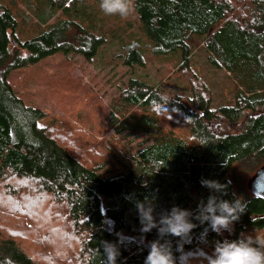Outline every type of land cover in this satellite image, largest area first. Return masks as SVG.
I'll return each instance as SVG.
<instances>
[{"label": "trees", "instance_id": "1", "mask_svg": "<svg viewBox=\"0 0 264 264\" xmlns=\"http://www.w3.org/2000/svg\"><path fill=\"white\" fill-rule=\"evenodd\" d=\"M45 2L39 13L55 23L23 39L13 9L21 7L0 3V264H106L105 242L118 247L116 264H143L157 231H140L138 203L152 204L154 215L172 206L194 211L210 194L202 178L224 184L236 164L264 165V0H135L130 15L143 37L157 53L179 52L176 71L190 93L183 98L128 79L113 101L109 129L140 140L118 173L109 168L111 145L89 140L67 120H47L8 83L12 70L56 52L91 63L105 47L97 29L108 17L92 9L100 0H57L49 13ZM128 17L124 24L133 26ZM195 37L240 86L234 105L209 106L212 92L191 70ZM138 40L124 55L131 69L145 66L133 47ZM222 119L232 127L242 122L222 132ZM227 193L224 199L245 205L233 233L202 237L205 224L189 242L168 237L176 264H201L215 241L264 230V200L240 197L231 181Z\"/></svg>", "mask_w": 264, "mask_h": 264}, {"label": "rangeland", "instance_id": "2", "mask_svg": "<svg viewBox=\"0 0 264 264\" xmlns=\"http://www.w3.org/2000/svg\"><path fill=\"white\" fill-rule=\"evenodd\" d=\"M45 1L0 0L4 5L13 6L14 3L15 6L17 3L21 7L13 8L17 19L18 38L32 37L45 25L55 23L54 20L48 22V16L39 13ZM56 1L50 0V7L46 9L48 13L57 8ZM92 9L96 10L99 16H106L100 11L99 5ZM91 13L94 14V11H90ZM107 17V23L97 29V33L106 38V44L93 62L88 63L78 54L66 56L62 52H56L36 64L12 70L8 83L25 105L42 110L47 120H67L84 131L89 140H102L105 145H111L109 168L113 173H118L130 165V145H136L140 140L132 136L114 134V131L109 129L113 101L120 95L128 79H140L183 98L190 92L188 85L176 71L179 52L157 53L150 41L143 37L133 15L128 17V20L133 22L130 27L124 24L127 18ZM75 30L72 28L69 31L74 33ZM136 39H139L137 46L133 47L140 51L145 66L131 69L123 65L124 55L130 51L129 44ZM193 40L191 70L210 88L212 100L209 106L212 110H217L219 107L234 105L235 95L240 89L237 81L230 77L225 68L217 66L203 46L201 38L195 37ZM241 122L242 119L232 127L222 119L219 130L236 131ZM82 137L85 138V135L82 134ZM262 165L263 163L247 162L232 167L228 178L236 194L240 197L250 195L247 181ZM106 227L111 228V224L107 223ZM242 235L264 236V230L244 231Z\"/></svg>", "mask_w": 264, "mask_h": 264}, {"label": "clouds", "instance_id": "3", "mask_svg": "<svg viewBox=\"0 0 264 264\" xmlns=\"http://www.w3.org/2000/svg\"><path fill=\"white\" fill-rule=\"evenodd\" d=\"M100 11L106 16L127 18L135 10V0H100ZM201 186L209 190L207 199H201L196 209L172 206L154 215L152 204H137L142 233L157 231V239L148 242V253L143 264H176L172 244L168 237H177L189 242L198 225H207L201 233L206 237L209 230L218 236L233 233V225L245 212L244 202L239 198L224 199L229 182L202 178ZM193 221H197L194 223ZM143 243V237L141 238ZM106 264H116L119 249L115 244L105 242ZM201 264H264V236L241 235L237 239L217 240L211 254H205Z\"/></svg>", "mask_w": 264, "mask_h": 264}, {"label": "flooded vegetation", "instance_id": "4", "mask_svg": "<svg viewBox=\"0 0 264 264\" xmlns=\"http://www.w3.org/2000/svg\"><path fill=\"white\" fill-rule=\"evenodd\" d=\"M259 168L257 170H255V172L248 179V181H247V189L249 190V194H250L249 196L257 197V198H260V199L264 200V192H263L262 188L260 187L261 185H257L255 181L253 182L251 180L257 174V171L259 170ZM260 180L264 181V175L261 176ZM255 192H259L261 194L255 195Z\"/></svg>", "mask_w": 264, "mask_h": 264}, {"label": "water", "instance_id": "5", "mask_svg": "<svg viewBox=\"0 0 264 264\" xmlns=\"http://www.w3.org/2000/svg\"><path fill=\"white\" fill-rule=\"evenodd\" d=\"M264 175V165H262L259 170L257 171V174L251 179L253 182L255 181L257 185H261L260 187L262 188L264 192V181H261V176ZM250 180V181H251ZM261 194L259 192H255V195Z\"/></svg>", "mask_w": 264, "mask_h": 264}, {"label": "crops", "instance_id": "6", "mask_svg": "<svg viewBox=\"0 0 264 264\" xmlns=\"http://www.w3.org/2000/svg\"><path fill=\"white\" fill-rule=\"evenodd\" d=\"M51 17H47V21L50 22L53 20L52 14L50 15ZM85 28L89 29L87 25H84Z\"/></svg>", "mask_w": 264, "mask_h": 264}]
</instances>
